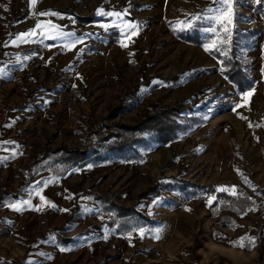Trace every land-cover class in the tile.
I'll use <instances>...</instances> for the list:
<instances>
[{
	"label": "rangeland",
	"instance_id": "rangeland-1",
	"mask_svg": "<svg viewBox=\"0 0 264 264\" xmlns=\"http://www.w3.org/2000/svg\"><path fill=\"white\" fill-rule=\"evenodd\" d=\"M228 17L219 0H0V264H264V0ZM150 116L172 138L99 141ZM222 188L252 206L228 212Z\"/></svg>",
	"mask_w": 264,
	"mask_h": 264
},
{
	"label": "trees",
	"instance_id": "trees-1",
	"mask_svg": "<svg viewBox=\"0 0 264 264\" xmlns=\"http://www.w3.org/2000/svg\"><path fill=\"white\" fill-rule=\"evenodd\" d=\"M195 38H199L197 33L195 34ZM227 44L228 43H226V45ZM228 64L230 65L228 67V71L233 81L239 85L241 89H244L245 86H249V81L245 75L242 74L239 64L234 61H230ZM148 126L151 127V129L165 131H160V135L163 136L162 141L166 142L172 138V126L166 125V123H163L160 118L157 119V117L150 116L146 119V122L138 123L136 126H118L120 129L117 131V133H113L115 134V137L111 141L109 139V135H99V141L104 142V144L107 145L108 150L112 152L124 153L128 148H132V146L135 144L134 140L138 139L140 141H145V139L142 137V133ZM84 154L82 152H73L69 154L66 150L65 157L68 159L74 158L72 161H79L81 158H83ZM102 197H106V200L110 199L108 193H104ZM216 200L218 204L223 206V208L228 210V212L231 211L237 214L245 212L247 208L251 207L253 204L243 191H239L235 195H230L226 191H217ZM113 206H118L121 208L119 211L124 210V208L120 205ZM223 219L227 221L230 219V217L228 215H224Z\"/></svg>",
	"mask_w": 264,
	"mask_h": 264
},
{
	"label": "snow or ice",
	"instance_id": "snow-or-ice-1",
	"mask_svg": "<svg viewBox=\"0 0 264 264\" xmlns=\"http://www.w3.org/2000/svg\"><path fill=\"white\" fill-rule=\"evenodd\" d=\"M32 2L34 3L35 2V0H32ZM219 2H222V3H225V4H227L228 5V13H229V17H228V22L229 23H231V18H230V13H231V0H219ZM44 14H49V13H44ZM51 14H53V15H55L56 13H51ZM112 13H109V15H111ZM116 15H119L118 13L116 14ZM37 27L39 28V27H42L41 25H37ZM213 31H215V29H213ZM225 31H228V29H225ZM32 35H34L35 34V32H33V33H31ZM207 50V49H206ZM252 95V93H248L247 94V96H251ZM247 96L245 97V100L247 101ZM220 191H224L225 189H219ZM233 194H235V192L233 191ZM212 199H214V198H211L210 200H209V204H211V202H212ZM66 211V210H65ZM254 241V238H250V242H253ZM239 246L240 247H243L244 245H243V243H239Z\"/></svg>",
	"mask_w": 264,
	"mask_h": 264
}]
</instances>
